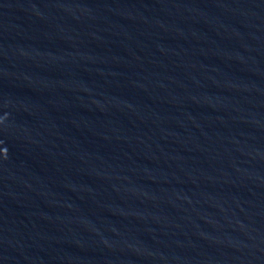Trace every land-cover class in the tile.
<instances>
[{"label": "water", "instance_id": "obj_1", "mask_svg": "<svg viewBox=\"0 0 264 264\" xmlns=\"http://www.w3.org/2000/svg\"><path fill=\"white\" fill-rule=\"evenodd\" d=\"M0 264H264V0H0Z\"/></svg>", "mask_w": 264, "mask_h": 264}]
</instances>
